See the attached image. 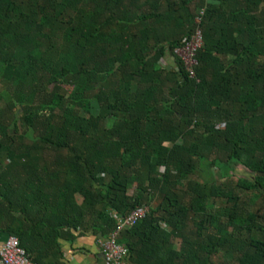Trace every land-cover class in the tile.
Returning <instances> with one entry per match:
<instances>
[{
  "label": "trees",
  "instance_id": "1",
  "mask_svg": "<svg viewBox=\"0 0 264 264\" xmlns=\"http://www.w3.org/2000/svg\"><path fill=\"white\" fill-rule=\"evenodd\" d=\"M202 5L0 0V233L33 264L140 205L127 264H264V0Z\"/></svg>",
  "mask_w": 264,
  "mask_h": 264
},
{
  "label": "built area",
  "instance_id": "2",
  "mask_svg": "<svg viewBox=\"0 0 264 264\" xmlns=\"http://www.w3.org/2000/svg\"><path fill=\"white\" fill-rule=\"evenodd\" d=\"M202 7L199 9V16L195 22L200 21L206 5L210 0H201ZM202 45V34L199 28H196L191 37L183 44L174 49V54L180 58L186 71L190 76L194 75L193 66L196 64L195 53ZM148 210V206L140 205L134 207L125 215H120L115 211L109 214L115 219V228L103 238H98V244L101 247L105 264H127V249L121 243L117 242L118 233L125 228L131 227L138 220L142 219ZM0 264H33L25 250L19 246L15 236L8 235L0 244Z\"/></svg>",
  "mask_w": 264,
  "mask_h": 264
},
{
  "label": "crops",
  "instance_id": "3",
  "mask_svg": "<svg viewBox=\"0 0 264 264\" xmlns=\"http://www.w3.org/2000/svg\"><path fill=\"white\" fill-rule=\"evenodd\" d=\"M168 58L172 59L171 56ZM7 236L0 233V244ZM177 246L178 239L175 240ZM61 260L64 264H105L97 236L90 232L82 233L72 241H61Z\"/></svg>",
  "mask_w": 264,
  "mask_h": 264
},
{
  "label": "rangeland",
  "instance_id": "4",
  "mask_svg": "<svg viewBox=\"0 0 264 264\" xmlns=\"http://www.w3.org/2000/svg\"><path fill=\"white\" fill-rule=\"evenodd\" d=\"M234 174L236 176H249L250 175V171L247 168H244L242 165H236L235 166V171ZM214 175L215 177H218V172L217 170H214Z\"/></svg>",
  "mask_w": 264,
  "mask_h": 264
},
{
  "label": "water",
  "instance_id": "5",
  "mask_svg": "<svg viewBox=\"0 0 264 264\" xmlns=\"http://www.w3.org/2000/svg\"><path fill=\"white\" fill-rule=\"evenodd\" d=\"M167 69H170V66L168 65L167 66ZM99 237H101L102 238V236H101V234L99 233Z\"/></svg>",
  "mask_w": 264,
  "mask_h": 264
},
{
  "label": "clouds",
  "instance_id": "6",
  "mask_svg": "<svg viewBox=\"0 0 264 264\" xmlns=\"http://www.w3.org/2000/svg\"><path fill=\"white\" fill-rule=\"evenodd\" d=\"M103 238V237H102Z\"/></svg>",
  "mask_w": 264,
  "mask_h": 264
}]
</instances>
